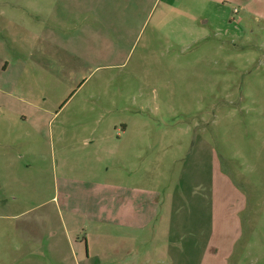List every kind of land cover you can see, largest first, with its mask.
Instances as JSON below:
<instances>
[{
	"label": "rangeland",
	"instance_id": "rangeland-1",
	"mask_svg": "<svg viewBox=\"0 0 264 264\" xmlns=\"http://www.w3.org/2000/svg\"><path fill=\"white\" fill-rule=\"evenodd\" d=\"M123 159L188 227L240 213L224 260L264 264V0H0V245L27 210L58 230L62 173Z\"/></svg>",
	"mask_w": 264,
	"mask_h": 264
},
{
	"label": "crops",
	"instance_id": "crops-1",
	"mask_svg": "<svg viewBox=\"0 0 264 264\" xmlns=\"http://www.w3.org/2000/svg\"><path fill=\"white\" fill-rule=\"evenodd\" d=\"M124 134L128 141L141 140ZM131 144L136 161L138 143ZM133 163L120 160L115 173L110 166L101 172L73 167L71 177L62 173L56 181L64 206L58 204V230L47 231L45 216L25 211L23 230L9 231L18 243L0 245V264H227L217 237L239 238L242 215L219 214L215 206L210 215L199 213L196 228L188 227L191 217L174 212V180L160 181L157 168L145 172ZM217 184L222 185L212 181L211 187Z\"/></svg>",
	"mask_w": 264,
	"mask_h": 264
}]
</instances>
